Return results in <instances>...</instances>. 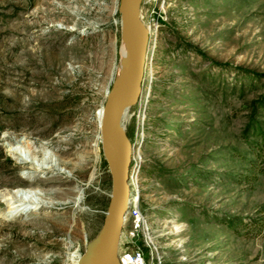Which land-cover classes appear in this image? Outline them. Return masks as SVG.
Wrapping results in <instances>:
<instances>
[{
    "label": "rangeland",
    "instance_id": "1",
    "mask_svg": "<svg viewBox=\"0 0 264 264\" xmlns=\"http://www.w3.org/2000/svg\"><path fill=\"white\" fill-rule=\"evenodd\" d=\"M119 2L0 0V264H69L103 223L112 178L97 112L121 55ZM142 17L153 31L125 123L132 182L163 264H264V0H144ZM98 134L92 185L87 172L22 162L81 164ZM42 178L60 183L35 185ZM80 188L81 207L17 206L14 217L1 199L43 189L63 202ZM133 246L151 257L143 239Z\"/></svg>",
    "mask_w": 264,
    "mask_h": 264
},
{
    "label": "water",
    "instance_id": "2",
    "mask_svg": "<svg viewBox=\"0 0 264 264\" xmlns=\"http://www.w3.org/2000/svg\"><path fill=\"white\" fill-rule=\"evenodd\" d=\"M144 0H120L121 55L107 91L100 122L102 151L107 160L112 188L103 223L77 264H122L119 250L130 208V168L134 144L128 135L126 116L143 93L150 45V29L142 17ZM122 48L124 51H122Z\"/></svg>",
    "mask_w": 264,
    "mask_h": 264
},
{
    "label": "bare ground",
    "instance_id": "3",
    "mask_svg": "<svg viewBox=\"0 0 264 264\" xmlns=\"http://www.w3.org/2000/svg\"><path fill=\"white\" fill-rule=\"evenodd\" d=\"M146 25L150 29V31H153L152 28L149 26V24H146ZM65 78H66V82L74 83V85L80 84V82H82L84 80V77L82 75H79L76 77L65 76ZM33 99L34 98L30 99V101L32 103H29L26 106L31 107L35 101V100L32 101ZM19 103H21V102H19ZM25 103H27V102H25ZM102 107H103V105L101 106V108L97 112V123H98L99 127H100V122H101L102 115H103ZM13 108H14V106L12 107V109ZM85 125L88 126L89 124L85 123ZM22 131H26V128H23ZM100 136L101 135L98 134V136L96 137L94 145L91 147V150H89V152H87V156H85V159H84L83 163H81V164L80 163L79 164L74 163L71 159L65 160L62 158H57L54 162H53V160H51V162H49V163H46L44 161H39V163L37 164L34 161V158L33 159L26 158V161H22V162L26 163V164H30V166L33 167V169H35L37 171L41 170V171L45 172L46 174H51V173L55 174L57 172L62 171V169H63V170H65V172L68 170L66 172L67 175L74 177L76 175V173H80L81 175H83L87 172L88 173V181L85 184L87 186H89V185H92V183L94 182V180L96 178L97 170H98L99 163H100V160H99L100 152H99V146H98ZM88 139L89 138H86L84 141V146L87 149L89 148V143H90V141ZM6 140L9 141L10 144H14L13 140H11L9 138H6ZM67 140H68V138H67ZM73 143H74V140L71 144H68V141H67L68 147H66L64 150L61 151L63 156L64 155H68V156L71 155V153L75 149V147L73 148V146H72ZM28 148H29V150H31V154L29 155V157L30 156L32 157L33 155H34V157H36L35 155H37L38 152L33 150V145L28 143ZM7 151L10 152L13 156H18V152L15 149H13L12 147H10ZM89 165H91V167ZM88 166H89V168H88ZM35 182H36V180L32 181L31 184H34ZM59 183H60V180L56 179V178H50V179L42 178V179H39V181L37 183H35V185L36 184L37 185H41V184L42 185H47V184L54 185V184H59ZM85 189L86 188H84V189L80 188L79 190H75L74 197H72L68 200H65L63 202L55 200V198H56L55 192H57L58 190L55 192L49 193L43 189H40L39 192L37 191V193L34 195L32 194L33 189L26 190V198H25L24 194H22V193L19 195V192L7 191L4 193H1L4 195L1 199L3 201V204L7 205L8 206L7 208L10 209V211L5 212V213H7L6 215L14 217L19 211V208H17V206H20V207L23 206V208L30 207V208H35V209H42V208H50V207L53 208L59 204H72L73 206H77V208L79 205L81 207V204L85 203V200H86ZM27 196H29V197H27ZM58 196H60V195L58 194ZM49 199H52V200H49ZM75 222H76V220H74V223L72 224L71 227H74ZM121 241H122V236H121ZM80 255H81L80 251L77 250V252L74 253L71 258H69V261H70L69 264H77ZM27 258L28 257H26V256L23 257V259H27ZM21 259L22 258L14 259L13 262H16V260L19 261Z\"/></svg>",
    "mask_w": 264,
    "mask_h": 264
},
{
    "label": "built area",
    "instance_id": "4",
    "mask_svg": "<svg viewBox=\"0 0 264 264\" xmlns=\"http://www.w3.org/2000/svg\"><path fill=\"white\" fill-rule=\"evenodd\" d=\"M150 33H152L150 31ZM134 154V153H133ZM134 155L132 158L133 163ZM130 168V185H131V201L128 213L125 216V239L120 242L119 255L122 264H163L162 255L158 252L154 241L155 233L153 229V221L149 214L142 211L140 204V196L134 188L133 168ZM143 239L147 246L151 249V257L146 256L145 250L141 247H135L133 244L136 239Z\"/></svg>",
    "mask_w": 264,
    "mask_h": 264
}]
</instances>
